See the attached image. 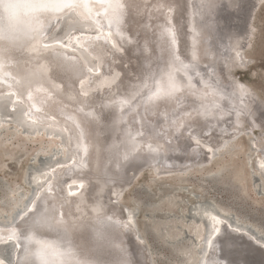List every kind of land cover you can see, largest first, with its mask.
<instances>
[{"label": "bare ground", "instance_id": "6f19581e", "mask_svg": "<svg viewBox=\"0 0 264 264\" xmlns=\"http://www.w3.org/2000/svg\"><path fill=\"white\" fill-rule=\"evenodd\" d=\"M81 1L82 0H74V4L65 5L64 10L60 13L62 17H59V13L46 14L47 11L36 12V18L38 16L41 18L44 16V18H42L41 24L38 25L41 27L37 29L36 33H32L34 35L31 41L32 43L29 44V42L25 47V50L30 54H35L34 57H32L33 60H30V58L26 60L22 59L20 65L14 64L13 66L9 65L7 60L4 62L0 61V79H2L0 82H3L0 85V98H2L0 101V140L2 138H13L19 134V131L25 136L32 135L41 138L44 137V139H53L55 140L53 142H42L39 140L41 142L33 155L32 161H34L37 155H43L52 150H55L56 154L60 155L54 162L48 160L50 161L48 165H51H46L48 169L43 171L45 173L41 171V174H34L31 172L32 169L30 171L26 170L24 182L29 186V192L21 191V188L17 185L6 188V193H3V197H6L7 192H9V199L4 201V198H0V248H4L6 245H11L13 247L14 241H9L8 239L10 238L15 240V243L20 246V240H24L27 237L35 220H38L40 216L43 215V212H41L42 214L38 217L37 214L40 213V209L34 207V202L41 194L48 190L44 194L52 197V204L54 205V213L56 215H65L72 223L78 220L79 222H75L76 224L78 223V225L86 223V234L84 235V232L81 231L82 229L78 233L80 238H83V240L82 238L80 239V242H83L85 247H88L90 244L88 238L92 236L88 226H90L93 221V223H95L97 217L100 216L98 218H102L101 220L109 223L110 226L117 222L119 224H128L131 228L133 241L138 245V247L132 245L135 261L140 264H152L149 255L150 250L149 248L147 249L144 242L145 238H143L144 236L141 235L135 223V212L138 211V206H136L137 208L130 209L118 201L120 195L128 185L126 183L131 179L133 171H138V174L143 169L153 167L157 173H161L164 171L191 169L195 167V165L203 166L204 163L209 161L210 157L215 156L218 150L229 149L232 145L231 141H234L233 138L243 131L232 134L230 131H226V127L232 123V120L225 119L230 117L220 120L223 130H208L207 120L198 119V115L195 111L196 109H194L193 111L195 112L193 117L186 121L184 131L179 134L181 136L178 138H181L183 144L187 143L186 147L188 145L191 146L190 148L194 149V146L198 145L205 158L202 159V157H200V159L195 160L190 166H181L179 164L182 159L175 160L172 158L174 162L179 163V167L171 168L164 166L165 164L158 165V156H153L147 152H139L138 155L136 154V158H131L132 162L130 161L127 163L128 165L126 164V168H130L131 170L118 174V172L111 170L113 168L110 164L112 162L114 164H119L120 157L133 149L137 141L140 142V140H134L132 143L130 142L127 144V142L130 141V134L135 128L132 127L133 129H128L127 124L121 128L119 124L113 123L112 121L115 116H117V113L114 111V107L112 105L109 107L110 105L108 104H114L122 99L133 96L136 92L138 93V87H140L142 83L148 82L149 78L153 79L156 70L158 68L161 69L164 65L162 64L163 62L165 64L170 62L173 56L172 52L176 54L177 58L179 57L180 51H178V45L180 46L181 44L182 50L189 46L192 33L188 29V22L193 15L201 16V22L203 21V24L206 22L209 26L210 34L208 40L210 44H212L211 47L213 52L216 49L218 54H220L218 55L220 60L228 61L230 64L233 58L232 55L235 52L237 55L240 54L239 52H244L248 45L247 43L245 46V42L250 32V20L260 0H251V2H249L250 0H224V5L214 8V10L207 13L205 17H203L205 8H203L201 0H133L131 9L135 22L131 27L132 32L137 36V41L136 43H129L127 46L121 43L123 41L120 42L116 39L109 27L104 26V24L97 19V14H94L95 17L94 15L86 17L85 14L78 10L76 16L68 17V15H65L64 19H62L63 14H68V11L72 9L75 10L73 6L75 4L79 6ZM205 1L209 3V0ZM211 1L212 0H210V2ZM159 2L168 5L165 7H167L168 12L170 10V18H172L169 23L162 18L160 12L154 11L152 8L150 9L155 3ZM247 2L251 3V5L249 4L250 7L246 4ZM0 3H3V0H0ZM245 4L248 7H245ZM222 7H226L224 10L227 9L229 11V17H227L230 19L231 16L232 20L236 23L234 28H231L229 25V27L227 26V21H225L227 18L224 16ZM98 9L99 7L96 6L94 13H96ZM243 10L248 11L246 19L243 18L246 21L245 25L241 22L244 21L242 20ZM47 20L49 21L47 22ZM0 36L2 35L0 34ZM5 40L4 38L3 43L8 45L9 43ZM4 46L6 47V45ZM19 50L20 52L17 54H21L22 50ZM84 50H86L88 59L86 61L81 58L80 64L82 69L80 74L76 77L72 75V88L70 89H68V87L64 88L65 86H63L62 83L63 80H66L65 82H68L67 84L69 86V84H71L69 83L70 77L66 76V74L59 75L55 73L53 78L50 75V71L47 69L46 63L40 59L42 57L40 55H45V52H54L66 56H80L81 51ZM40 51H44V53L37 54ZM161 52L166 54V58L159 63L158 55ZM36 55L38 56L35 57ZM243 55L242 59L239 60V64L241 65L245 62V56L243 57ZM180 61L185 62L186 58H181ZM218 61L219 60H217V62ZM17 66L18 72L20 73L19 77H28L31 81L25 85V89L22 88L24 84L19 86L18 83H12V80L5 78L7 74L10 75L13 73L10 69L12 68L15 70ZM175 67L178 66L175 65ZM1 70L4 73H8L3 75ZM168 74L169 72H167L165 76ZM55 76L57 78H55ZM209 79L210 78L207 77H200L201 81L198 80L200 86L203 85L212 89L213 84ZM234 80L241 88L250 90L247 86L239 83L235 78ZM40 81L44 83L48 92L53 91L57 96L50 101L48 100L49 102L47 101L48 103L42 108L38 102H40L41 97L44 98L45 94L42 96L35 94L34 98L37 97V99H34V102H31V104L35 109L38 107V112H36V110L32 109L30 106L25 95L28 91L32 90V88H29L30 86H36V83ZM7 82L11 83L8 84ZM207 88L204 87L203 89L207 90ZM143 92L144 90H142L140 94ZM215 92L217 95L220 93L224 98H227L222 88L218 89L215 87ZM203 99L206 100V97ZM213 101L215 100L208 98L205 101L204 107L210 106ZM161 103L163 104V102ZM6 105L9 107L8 112H5L3 108ZM150 106H152V104ZM174 106L175 103H173L172 98L171 102L166 106L167 110L165 114L159 115V117H151V119L145 118V126L150 130H155L158 125V118L166 123L167 112L171 109L172 112L177 113V116L188 112L186 102H182L179 109H176ZM221 107L224 110H228L231 105L225 101ZM146 108L147 106L142 107L143 113L148 111ZM157 108L159 109L160 107ZM78 110L87 112L95 110L97 113L96 117L88 119L89 123L86 124V128L89 131L87 134L89 149L87 159L91 164V168L87 165L83 168L80 167V164L85 162L86 159L84 157L80 158L79 155L77 156L78 151L76 148L80 135L75 126L73 127V123L68 119V117H72ZM3 116L7 118L4 119ZM175 121L177 122V120H173L171 124L173 125ZM8 123L14 125L8 127ZM192 125L196 126L198 134H194L187 129ZM174 126L175 125H173V127ZM169 129L162 130L163 132L161 131L162 135L166 138L170 136L168 135ZM154 138V143L160 142L159 140L161 138ZM108 145L112 146L108 148ZM138 147L143 149V146ZM52 156H55V154ZM262 156H264V153H262ZM256 161L257 169L261 171V174H258V181L260 182L264 194V167H262V165H264V158L259 156ZM105 162H110L108 165L109 167L102 168ZM246 162H248V160ZM141 163L144 164V168L139 171ZM106 171L112 173L106 174ZM217 172L215 173L217 174ZM186 174L188 173L182 175ZM126 175L128 176L127 178ZM4 183L5 182L0 179V184L4 185ZM254 186H256V184ZM31 193H33L31 195L32 197L28 199ZM20 207L21 211L13 221L12 215ZM103 208H105V210H102ZM114 208L117 210H113ZM223 210L225 211V209ZM195 218L197 219L196 222L203 225V237L199 238L195 236L190 230L189 233H191V239L193 238V244H189L187 241L185 242L183 240L184 238L182 241L178 240L171 242L174 250L177 252L180 251L186 255L182 264H204V262L209 264H237L236 261L240 258L237 256V254L240 253L238 249H240V243L244 242L242 238L264 250V239L253 235L248 228V226H250L251 229L261 235L262 230L259 225L244 223L242 218H238L239 224H231L228 220L229 218L225 214L216 211H207L199 214L198 218L197 216ZM174 221L177 229H181L179 224L182 221L179 218H176ZM186 225H189L188 222ZM73 227L76 226L74 225ZM15 231L18 232L16 233ZM58 231L60 230H48L43 223L40 224L35 231L33 239L30 241L32 244L31 246L34 248L49 246L52 241L59 238L60 232ZM180 234L181 232L171 233L168 230L164 236L167 240H175L174 238H178ZM222 234L224 236H222ZM243 234L247 237H244ZM190 245L194 246V249L191 248ZM224 245L226 246L225 249L229 246H235L234 248H236L232 249L233 251L231 250L232 255L230 259H228L225 254V256L219 254L220 247ZM244 246L247 247V245ZM248 247H250L251 251V246L249 244ZM108 250H110V248ZM101 251H104L102 252L104 255L102 258L104 257V260L102 261H110L108 260L110 257L111 259L112 257H115L114 259H119L120 253L118 252L117 255H115L113 251H110V254H108L104 246H102ZM228 251L229 250H226V254ZM15 253L16 250L14 251V257L16 255ZM251 253L250 259L254 264H264V253L260 254L257 251ZM21 258H23V264H33L30 254H26ZM0 264H12V262L7 261L5 256L0 253Z\"/></svg>", "mask_w": 264, "mask_h": 264}, {"label": "water", "instance_id": "95a60500", "mask_svg": "<svg viewBox=\"0 0 264 264\" xmlns=\"http://www.w3.org/2000/svg\"><path fill=\"white\" fill-rule=\"evenodd\" d=\"M201 1L203 8H205L203 11V17H205L207 13L212 12L220 3L224 4V0H212L211 2L209 0V3H206L205 0ZM3 3H24L27 5V7H24L23 9L13 8L9 10L13 16L17 15L20 11H23L24 15L28 17L29 24L25 30L21 31L7 26L0 27V34L2 35L0 36V61L4 62L7 60V63L13 66L14 64L20 65L22 59L26 60L27 58H30V60H33L32 57H34L35 54H30L25 50V47L29 42V44L32 43L31 41L34 37L33 34L37 32L39 27H41L38 25L41 24V20L44 18V16L42 18L39 16L36 18V12L47 11L46 14L59 13V17H62V14L60 13L64 10V6L74 4V0H3ZM132 4L133 0H82L79 6L76 4L73 6L75 7V10L72 9L68 11V14H63L62 19H64L65 15H68V17L76 16V12L78 10L85 14L86 17L97 14V19L100 20L104 26L109 27L116 39L120 42L123 41L121 43L127 46L129 43H136L137 41V36L134 32H132L131 27L135 22V19L132 16ZM96 6H98L99 9L96 13H94ZM165 6L168 5H166V3L159 2L155 3L152 7H150V9L152 8V10L160 12L162 18L169 23L170 20H172V18H170L171 13L170 10L168 12L167 7ZM201 18L202 17L199 15H193L190 17L188 22V29L192 33L190 43L189 46L183 50L181 49V44L180 46L178 45L179 50H177L180 51L178 58L176 57V54L172 52L173 56L170 59V62L166 64L163 62L164 65L160 71H158V69L156 70L154 78H149L148 82H144L140 87H138V93L136 92L133 96L122 99L114 104H108L110 105L109 107L112 105L115 109L114 111L117 113V116H115L112 121L113 123L119 124L121 128L125 124L128 125V129L135 128L130 134V141H128L127 144L130 142L132 143L134 140H140V142L137 141V144L133 147V149L129 150L125 155L120 157L119 164H114L113 162L110 164V162H105L102 168H105L110 164L113 168L111 170L118 172V174H121L124 171H130V168H126V164L131 161V158H136V154L138 155L139 152H147L153 156H158V165L165 164L164 166L171 168L179 167V163L174 162L172 158L175 160L182 159L179 164L181 166H190L195 160L200 159V157H202V159L205 158L198 145L194 146V149L190 148L191 146L188 145L186 147L187 143L183 144L181 138H178L181 136L179 134L184 131L186 121L193 117L195 111L198 115V119L207 120V125L209 127L208 130H223V128H221L222 124H220V120L230 117L225 120H232V123H229L230 125L226 127V131H230L231 134L239 133L243 130L247 133H251L254 129L264 131V102L259 99L254 92L246 90V88H241L234 82L235 80L233 78L232 70L239 67V65H246L245 62H243L242 65L239 64V60L242 59V53L239 52L240 54L237 55L235 52L232 55L233 58L230 64L228 61L226 62L220 60V57L218 56L220 54H218L216 49L214 51L215 53L213 52L211 47L212 44H210V41L208 40L210 34L209 26L206 22L203 24V21L201 22ZM48 21L49 20H47V22ZM4 38L6 39L5 41L9 43V46L3 43ZM4 45H6V47ZM19 49L22 50L21 54H17L20 52ZM43 53L44 51H40L37 54ZM37 56L38 55L35 57ZM40 56H42L40 59L46 63V66L48 67L47 69L50 71V75L52 77L55 73L59 75L66 74V76L70 77L69 83H71L72 75H74L73 77H76L80 74L82 69L80 64L81 58L86 61L88 59L86 50L81 51L80 56H66L64 54L54 52H45V55ZM181 58H186V61H180ZM217 60L219 61L217 62ZM175 65L178 67H175ZM16 68V71L12 68L10 69V71L13 72L12 74L15 75H9L7 74L8 72L4 73L2 70L1 72H3V75L7 74L5 78L12 80V83H18L19 86L24 84L22 88L25 89V85L31 81L28 77H19L20 73L18 72V66ZM167 72H169V74L165 76ZM34 76L36 77L35 74ZM200 77L210 78L209 80H211L210 82H212L213 88H207V86L203 85L200 86ZM55 78L57 77L55 76ZM1 80L2 79H0V81ZM65 81L66 80H63L62 82L63 86H65L64 88H72V83L68 86V82ZM11 82L7 83L10 84ZM1 83L3 82H0V85ZM36 84V86L32 85L29 87L32 88V90L26 93L25 98L29 101L30 106L32 107L31 102H34L33 100L37 99V97L34 98V95L38 94L42 96L45 94L44 98L41 97L40 102H38L39 105L44 108L43 106H45L46 103H48L52 98H55L57 95L53 91L48 92L43 82L40 81ZM214 86L218 89L222 88L224 94L227 95V98H224L220 95V93L217 95ZM204 87H206L207 90H204ZM142 90H144V92L140 94ZM205 97L206 100L208 98H212L215 101H213L210 106L204 107L206 100L203 98ZM172 98L176 109L181 107L182 102H186L188 112L177 116V113L172 112L171 109L167 112L166 123L158 118V125L155 130L147 128L145 126L146 119L159 117V115L165 114L167 110L166 106L171 102ZM1 99L2 98H0V101ZM225 101L231 105L228 110H224L221 107ZM161 102H163V104ZM151 104L152 106H150ZM146 106L148 111L143 113L142 107ZM158 106L160 107L159 109L157 108ZM32 109L38 112V107L37 109L32 107ZM194 109L196 110L193 111ZM96 115L97 113L95 110L88 112L78 110L72 115V117H68L69 121L73 123V127L75 126L80 135L78 138V146L76 148L78 151L77 156L79 155L80 158L84 157L86 159L85 162L80 164L81 168L84 166L86 167V165L91 168V164L87 159L89 153L87 134L89 131L86 128V124L89 123L88 119L96 117ZM173 120H177V122L175 121L173 123V125H175L174 127L171 124ZM165 129H169L168 135H170L169 138L171 139L162 135V130ZM187 129L192 131L194 134H198V130L195 125H192ZM154 137L161 138L159 140L160 142L154 143ZM111 146L112 145H108V148ZM138 146H143L144 150ZM140 166L139 171L144 168V164L141 163ZM137 172L138 171L136 170L133 171L131 179H129L126 184H130L132 182L133 177L137 174ZM107 173L109 172L106 171V174ZM127 177L128 176L126 175V178ZM44 193L41 194L34 202V207L36 209H40V213L37 214L38 217L42 214L41 212H43V215L40 216L38 220H35L27 237L24 240H20V246H18L12 238L8 239L9 241H14V244L13 247L11 245V247L9 245L4 247L9 249V252L4 255L7 261L12 262V264H23V258L21 257L26 254H30L32 256L33 264H48L49 259L54 253L59 254L63 252V255L71 259L74 264H140L135 261L133 255L132 245L135 247H138V245L133 241L131 228L128 224H119L117 222L116 224H111L110 226L109 223L101 220L102 218H98L100 217L98 216L95 223H93V221L90 226H88L92 236L91 238H88L90 244L88 247H85L83 242H80L82 237L80 238L78 233L82 229L81 231L84 232V235L86 234V223L78 225V223H75L79 222L78 220L72 223L68 220L67 216L56 215L54 213L52 197L46 196ZM32 194L33 193L29 195L28 199L32 197ZM102 210H105V208ZM113 210L117 209L114 208ZM20 211L21 207L14 212L12 215L13 221L16 219ZM42 223L48 230H60L58 231L60 232L59 238L52 241L47 247L34 248L31 246L32 244L30 241L33 239L38 226ZM74 225L76 227H73ZM248 228L253 235L262 238V236L253 229L250 227ZM15 232L17 233L18 231ZM243 235L244 237H247L245 234ZM222 236L224 235L222 234ZM242 241L245 243H240V249H238L240 253L237 254L240 258L236 261V263L254 264V262L250 259L252 254L251 252L257 251L262 254L264 253V250L244 238H242ZM248 244L251 246V251ZM244 245H247V247ZM102 246L107 249L108 252L106 253L108 254H110V251H113L115 255L120 253L118 257L119 259H114L115 257H112L111 259L110 257V259H108L110 261H102L104 260V257L102 258V256H104L102 254L104 251H101ZM108 247L110 250H108ZM225 247V245L220 247L219 254L222 256L225 254L227 258L230 259L232 255L231 252L233 251L232 249L236 248H234L235 246H229L227 247L228 249H225ZM15 250L16 255L14 257ZM226 250H229L227 254ZM204 264L209 263L204 262Z\"/></svg>", "mask_w": 264, "mask_h": 264}, {"label": "rangeland", "instance_id": "374dc122", "mask_svg": "<svg viewBox=\"0 0 264 264\" xmlns=\"http://www.w3.org/2000/svg\"><path fill=\"white\" fill-rule=\"evenodd\" d=\"M246 4L251 5L248 2ZM222 5L224 4L218 5L217 8ZM224 8L226 7H222V10ZM228 12L227 9L224 10V16L227 18L225 21H227V26L234 28L236 23L231 16L230 19L228 18ZM247 12L243 10L242 13L245 15H242L244 21H241L244 25ZM249 29L250 32L245 42V46L247 43L248 45L244 52L242 51L246 65L233 69L232 73L239 83L247 86L264 102V0H260L253 11ZM165 58L164 52L159 53L158 62L164 61ZM160 70L158 68V71ZM3 108L5 112H8V105ZM8 124V127L14 125ZM39 140L42 142L55 141L39 136H25L21 131L13 138L0 140V179L6 183L0 184V198H4V201L10 197L9 192L6 197H3L8 187L17 185L21 191L29 192V186L24 182L26 170L32 169V173L41 174L51 165H48L50 161L54 162L60 157L55 150H52L43 155H37L32 161L41 142ZM233 140L229 149L218 150L219 152L217 151L215 156H212L213 158L210 157L209 161L204 163L205 166L195 165L191 169L161 173H157L153 167H148L152 170L143 169L120 195L118 201L125 207L134 209L138 206V211L135 212V223L141 235L144 236L143 238L146 239L144 242L150 250L152 264H182L186 255L174 250L171 242L182 241L184 238L185 242L193 244L191 233L202 238L203 225L196 222L195 217L198 218L199 214L207 211L225 214L231 224H239L238 218H242L244 223L259 225L262 230L261 236L264 237V194L258 181V174H261V171L257 169L256 161L259 156L264 158L262 156L264 131L254 129L251 133H246L243 130ZM53 154L55 156H52ZM185 173L188 174L182 175ZM176 218L182 221L179 224L181 229L175 226ZM187 222L189 225H186ZM168 230L171 233L181 232V234L178 238H174L175 240H167L164 235ZM190 247L194 249V246L190 245ZM8 252L9 249L0 248L1 254L5 255Z\"/></svg>", "mask_w": 264, "mask_h": 264}, {"label": "clouds", "instance_id": "9594fccd", "mask_svg": "<svg viewBox=\"0 0 264 264\" xmlns=\"http://www.w3.org/2000/svg\"><path fill=\"white\" fill-rule=\"evenodd\" d=\"M27 7L24 3L9 4L0 3V27H11L18 30H25L28 27L29 21L23 11H20L17 15L13 16L9 10L13 8L23 9ZM48 264H74V262L63 255V252L57 254L54 253L49 259Z\"/></svg>", "mask_w": 264, "mask_h": 264}, {"label": "snow or ice", "instance_id": "6c2138e0", "mask_svg": "<svg viewBox=\"0 0 264 264\" xmlns=\"http://www.w3.org/2000/svg\"><path fill=\"white\" fill-rule=\"evenodd\" d=\"M262 150H264V149H262ZM262 167H264V165H262Z\"/></svg>", "mask_w": 264, "mask_h": 264}, {"label": "flooded vegetation", "instance_id": "af4514ba", "mask_svg": "<svg viewBox=\"0 0 264 264\" xmlns=\"http://www.w3.org/2000/svg\"><path fill=\"white\" fill-rule=\"evenodd\" d=\"M148 216H149V214H148Z\"/></svg>", "mask_w": 264, "mask_h": 264}]
</instances>
